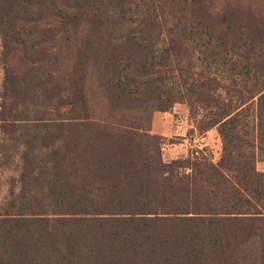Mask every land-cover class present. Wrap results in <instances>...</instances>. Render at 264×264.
<instances>
[{
  "label": "trees",
  "instance_id": "1",
  "mask_svg": "<svg viewBox=\"0 0 264 264\" xmlns=\"http://www.w3.org/2000/svg\"><path fill=\"white\" fill-rule=\"evenodd\" d=\"M0 70V264H264V0H0ZM177 103L219 161L164 159Z\"/></svg>",
  "mask_w": 264,
  "mask_h": 264
},
{
  "label": "rangeland",
  "instance_id": "2",
  "mask_svg": "<svg viewBox=\"0 0 264 264\" xmlns=\"http://www.w3.org/2000/svg\"><path fill=\"white\" fill-rule=\"evenodd\" d=\"M223 1L224 0H217L218 4H221V2ZM72 35H73L74 43H75L77 34L73 33ZM68 38L69 37L63 36L61 38H58L57 40H53L49 42L47 45L49 49L55 54V61L57 62V64L59 63V67L56 69L57 74L63 72V69L66 68L64 67V64L68 65L71 62L72 48H71V43ZM93 69H94V64L92 65L91 73ZM3 77H4L3 71L0 70V83L3 81ZM98 98L99 96H98V93L96 92V94L94 95L95 102L98 100ZM174 106H177L178 110L181 111L178 114H180L181 117L184 118V120H189V125H192V127L191 128L187 127L188 123L184 126L183 132L186 133V135H181L178 132L179 134L177 135L174 134L172 135V137H169V138L163 137L164 141H163V146H162V152H163L164 159L171 160L172 157L176 155L180 157L188 156L189 154L182 155L181 153L183 152L182 150L186 149V144L188 148H190L189 142L194 135L205 134L208 137V141H207L208 146L205 147V153L214 162L219 161L221 154H222V141H221V138L219 137L218 131H216L215 129L208 130L209 133L208 131L206 132L202 131L200 129V124H198L197 122V120L200 117H195V115L191 113L190 108L186 103H177ZM154 113H153V116H154ZM153 116H152V121H153ZM185 127H187V129ZM151 130H152V122H151ZM186 137L189 138L187 142L183 140ZM257 168L260 171H264V161H259L257 163ZM12 175H16L12 167L9 169L0 167V204H2L4 197L8 194L9 178Z\"/></svg>",
  "mask_w": 264,
  "mask_h": 264
},
{
  "label": "crops",
  "instance_id": "3",
  "mask_svg": "<svg viewBox=\"0 0 264 264\" xmlns=\"http://www.w3.org/2000/svg\"><path fill=\"white\" fill-rule=\"evenodd\" d=\"M181 110V109H180ZM181 111L178 110L177 106H174L172 109L168 111H156L153 116L152 121V133L161 135L164 138L172 137V135H186L184 133V126L187 124L189 128L192 127V125H189V120H184L183 117H181L180 113ZM187 127H185L187 129ZM216 130V128H212V130ZM182 130V131H181ZM179 132V133H178ZM196 133V132H195ZM209 133V131H208ZM190 136V135H189ZM220 137V136H219ZM185 142L189 140L188 137L183 139ZM182 155H187L189 152V148L186 144V149L182 150ZM180 157L178 155L173 156V158Z\"/></svg>",
  "mask_w": 264,
  "mask_h": 264
},
{
  "label": "built area",
  "instance_id": "4",
  "mask_svg": "<svg viewBox=\"0 0 264 264\" xmlns=\"http://www.w3.org/2000/svg\"><path fill=\"white\" fill-rule=\"evenodd\" d=\"M208 137L205 134L194 135L189 142L190 148L188 154L192 157L199 156L202 153H205V147L208 146Z\"/></svg>",
  "mask_w": 264,
  "mask_h": 264
}]
</instances>
